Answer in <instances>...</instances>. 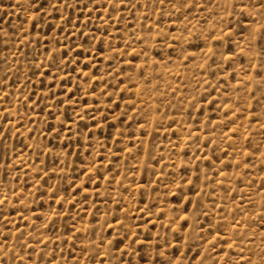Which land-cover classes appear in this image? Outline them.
<instances>
[{
	"label": "rangeland",
	"instance_id": "obj_1",
	"mask_svg": "<svg viewBox=\"0 0 264 264\" xmlns=\"http://www.w3.org/2000/svg\"><path fill=\"white\" fill-rule=\"evenodd\" d=\"M0 264H264V0H0Z\"/></svg>",
	"mask_w": 264,
	"mask_h": 264
},
{
	"label": "snow or ice",
	"instance_id": "obj_2",
	"mask_svg": "<svg viewBox=\"0 0 264 264\" xmlns=\"http://www.w3.org/2000/svg\"><path fill=\"white\" fill-rule=\"evenodd\" d=\"M45 2H46V0H45Z\"/></svg>",
	"mask_w": 264,
	"mask_h": 264
}]
</instances>
